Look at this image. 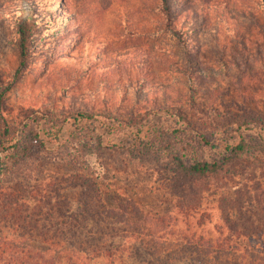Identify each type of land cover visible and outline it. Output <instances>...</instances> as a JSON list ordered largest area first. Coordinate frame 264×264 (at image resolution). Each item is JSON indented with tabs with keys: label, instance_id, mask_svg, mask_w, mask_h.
Listing matches in <instances>:
<instances>
[{
	"label": "rangeland",
	"instance_id": "obj_1",
	"mask_svg": "<svg viewBox=\"0 0 264 264\" xmlns=\"http://www.w3.org/2000/svg\"><path fill=\"white\" fill-rule=\"evenodd\" d=\"M10 84L4 115L18 131L61 128L9 176L23 198L61 197L63 211L85 193L131 223L164 222L152 227H227L235 200L255 209L235 185L264 201L262 152L194 183H175L157 152L181 130L264 138V0H0V88Z\"/></svg>",
	"mask_w": 264,
	"mask_h": 264
},
{
	"label": "trees",
	"instance_id": "obj_2",
	"mask_svg": "<svg viewBox=\"0 0 264 264\" xmlns=\"http://www.w3.org/2000/svg\"><path fill=\"white\" fill-rule=\"evenodd\" d=\"M25 41L26 37L20 44L23 60ZM12 85L0 88V264H264V201L252 206L250 188L244 190L242 185L232 186L234 193H244L249 198H244L247 207L255 209L247 211L240 199L235 200L238 219L231 220L226 214L227 227H167L168 223L152 227L161 220L143 212L142 219L131 223L128 211L118 213L101 198L89 199L85 193L78 208L66 205L63 211L67 202L61 197L53 204L45 197L19 196V190L7 187L9 176L40 147L57 143L61 128L45 120L39 132L18 131L4 115ZM229 131L222 139L176 131L177 136L166 137L167 145L157 146V152L167 161L175 183L216 176L246 154L264 153V138L239 136L234 145ZM212 152L221 159L211 161L208 155ZM186 190L195 199L203 194L192 184ZM195 206L190 204L189 210ZM150 218L153 223L148 225Z\"/></svg>",
	"mask_w": 264,
	"mask_h": 264
}]
</instances>
